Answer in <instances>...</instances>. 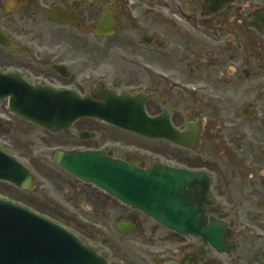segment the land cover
Listing matches in <instances>:
<instances>
[{"label": "flooded vegetation", "instance_id": "af4514ba", "mask_svg": "<svg viewBox=\"0 0 264 264\" xmlns=\"http://www.w3.org/2000/svg\"><path fill=\"white\" fill-rule=\"evenodd\" d=\"M209 1L172 0L168 17L160 25L156 1L137 0L140 5L134 9L142 32L129 38L124 27L119 39L97 37L94 32L103 7L116 17V30L122 21L137 22L127 16V6L115 0H0L1 73L16 72L29 85L45 84L94 100H100L95 94L100 91L126 94L142 104L148 118L161 122L165 117L179 131L186 132L190 126L187 139L196 136L195 150L139 136L138 141L151 146L131 150L121 140L108 138L96 147L100 133L107 129L121 132L93 119H81L56 134L31 125L59 136L61 144L53 147L57 144L54 139L48 148L54 153L103 151L142 169L161 164L166 167L159 170L206 175L209 196L202 203L204 227L216 225L220 251L200 238L170 232L98 190L103 194L101 201L122 209L115 220L118 234H129L135 225L146 233L142 227L150 224L152 233L160 228L170 236L168 245L153 240L152 245L141 243L145 249L139 254L141 259L151 258L152 264H264V40L255 39V33L264 35V23L254 22L255 13L264 7L229 0L219 9L215 0L210 5ZM54 9L71 25L47 21ZM48 29L56 30L60 38L37 37ZM241 88L251 97L241 101ZM83 132L90 138L82 139ZM11 154L23 159L21 154ZM36 184L24 193L32 194ZM82 185L95 194L96 188ZM1 192L0 197L23 204ZM80 211L98 216L94 205L85 202L80 203ZM71 218L79 221L76 213ZM127 223L130 231L121 232L118 226L124 229ZM65 225L108 264L123 263L112 257L117 255L105 241L107 231L86 233Z\"/></svg>", "mask_w": 264, "mask_h": 264}, {"label": "water", "instance_id": "95a60500", "mask_svg": "<svg viewBox=\"0 0 264 264\" xmlns=\"http://www.w3.org/2000/svg\"><path fill=\"white\" fill-rule=\"evenodd\" d=\"M55 12L48 19L59 23V14ZM255 21L259 25L264 23V11L256 14ZM114 25L115 19L104 9L96 25L97 32L110 35ZM97 94L102 98L101 103H93L89 97L79 98L69 92L25 87L13 75H0V100L9 98V108L14 114L51 132L65 129L83 117L103 120L148 138L157 137L158 127L162 129V125L158 126L154 120L141 122L145 120L141 106L137 108L135 104L128 103L134 100L107 93ZM164 132L162 130L159 137L193 148L186 143L184 132ZM192 139L196 143V136ZM54 162L80 180L93 183L122 203L144 212L168 229L181 235L204 237L211 246L218 247L214 235L216 225L202 229L205 221L202 219L201 203L206 199L208 190L205 177L180 170L143 171L106 158L101 152H58ZM0 180L24 190L32 188L28 171L1 152ZM77 252L83 253L84 249L78 247L76 240L63 229L0 200V264H83L76 259ZM86 264H93L92 260Z\"/></svg>", "mask_w": 264, "mask_h": 264}, {"label": "rangeland", "instance_id": "374dc122", "mask_svg": "<svg viewBox=\"0 0 264 264\" xmlns=\"http://www.w3.org/2000/svg\"><path fill=\"white\" fill-rule=\"evenodd\" d=\"M126 1L127 16L137 22L134 23L131 22V20L127 21V23H124V21L120 22L117 28V34L114 36L119 39L122 38L120 34L124 27L129 31L127 34L129 38L139 37L142 32L139 14L134 9V3L137 0ZM155 1L159 5V18L157 21L162 25L161 23L168 17V8L172 6V0ZM244 1H250L264 7V0H241V3ZM115 2H120V0H115ZM143 7H145L144 4ZM250 21L252 22L251 19L246 20L248 24ZM37 37L60 38V34L56 30L48 29L46 32L42 31ZM255 39L263 41L264 35L260 32L255 33ZM240 93L241 101L246 97H251L250 95L243 94L242 88ZM0 125V148L8 151V153L13 151V153L16 152L23 155V162H25L37 176L36 188L32 194L21 192L9 184L0 182V191H2V194L23 203V205L28 206L49 220L67 223L70 227L80 230L85 229L86 233L100 231L107 234V231L109 238L105 239V241L110 242L112 246L111 252L117 255H112V257L122 259V264H152L151 258L149 260L141 259L139 254L141 251L145 250L142 244L153 243L152 240L159 241L161 245L169 244L171 241L170 236L160 228L158 232L152 233L153 227L150 224L143 225L142 227V229L147 231L146 233L139 231L137 225L126 235L115 232V220L121 214L122 209L120 207H113L105 204L101 201L103 199V194L99 193L98 190H93L95 194H89L87 188L83 187L82 183L67 176V174L63 173L61 170H57L56 165L52 161L53 150H48V148L52 147V145L50 146L51 142L57 141V144L53 147H58L61 144V142L58 144L59 136H53L46 132L44 133L41 130L33 128L29 124L20 122L18 118L12 116L7 110L5 102L0 103ZM88 125H91V123H88ZM106 138L116 142H120L121 140V142L127 144L128 148L131 150H133V146H140L146 149H148V146H151L150 143L144 144L130 135L124 136L107 129L106 133H100V136L96 137L94 143L96 147L101 145ZM54 139L56 141H54ZM84 144L89 145V143ZM42 154H44V156H42ZM129 154L131 157L139 158L137 154ZM142 161L148 164L146 162L147 160ZM191 165L195 164L193 163ZM81 202H85L92 206L94 205V209L98 216L95 217L94 214L87 215L86 213H82L80 211ZM102 212L105 213V216L102 215ZM75 213L79 217V221L71 218ZM137 222L138 221L135 223L137 224Z\"/></svg>", "mask_w": 264, "mask_h": 264}]
</instances>
